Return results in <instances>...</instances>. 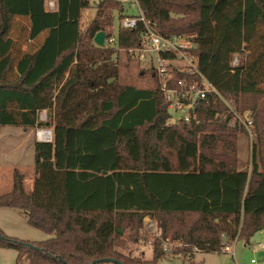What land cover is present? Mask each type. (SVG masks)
Returning a JSON list of instances; mask_svg holds the SVG:
<instances>
[{"label": "trees", "instance_id": "1", "mask_svg": "<svg viewBox=\"0 0 264 264\" xmlns=\"http://www.w3.org/2000/svg\"><path fill=\"white\" fill-rule=\"evenodd\" d=\"M137 2L163 37L196 36L192 54L218 93L196 108L198 124L169 123L158 84H123L118 51L94 44L97 33H113L115 12L124 18L121 2L100 1L83 32L90 0H0V126L53 131L51 143H35L32 191L15 170L0 196V209L23 210L31 227L54 235L23 241L0 228L14 264H158L162 241L192 258L249 245L264 230V0ZM142 31L120 29L118 47H137ZM229 107L254 114L250 173L238 169V136L247 133ZM148 216L162 232L154 258L118 252L119 230L138 243Z\"/></svg>", "mask_w": 264, "mask_h": 264}, {"label": "rangeland", "instance_id": "2", "mask_svg": "<svg viewBox=\"0 0 264 264\" xmlns=\"http://www.w3.org/2000/svg\"><path fill=\"white\" fill-rule=\"evenodd\" d=\"M102 0H90L91 8L84 11L81 20L82 31L85 32L96 16V5ZM123 4L125 15H135L137 13V0H116ZM48 10L54 8L48 3ZM114 23L112 31L119 33L121 20L118 12L114 13ZM25 48V47H24ZM111 49V48H110ZM243 60L242 56H236L233 61V66L237 67ZM118 64L120 67V80L125 85H132L140 89H149L154 87L157 81L154 78L153 72L148 68L132 59L125 51H118ZM155 80V81H154ZM225 103L231 105V101L226 100ZM248 111V110H246ZM250 111V110H249ZM252 112V111H251ZM253 113V112H252ZM254 115V114H253ZM40 122L47 121V113L42 112L39 116ZM171 123V122H169ZM46 131L53 132L48 128L35 129V140L38 141L37 132ZM53 136V134H52ZM256 139V135H255ZM255 141V140H254ZM254 143V142H253ZM26 142L19 150V154L15 153V158L10 159L9 163H19L23 175L25 177V188L29 191V181L35 176V167L31 166L34 163L32 147L28 148ZM252 152L253 148L249 143L247 135L239 134L238 136V169L243 171H252ZM30 161V165L24 166L25 162ZM32 163V164H33ZM5 179L9 178L10 188H0V195H5L13 188L14 173L10 169H6ZM19 171V170H17ZM28 188V189H27ZM0 228L10 237L17 238L23 241L40 242L53 238L54 235L46 234L38 229L31 227L26 218V212L23 210L7 209L0 210ZM123 237L116 242L115 248L118 252L124 255H130L134 258L152 260L154 258L153 243L155 240H162V232L159 229V220L157 217L148 216L144 219L143 229L140 233V241H134L133 234L129 229L123 231ZM260 244H264V230L255 234L249 245L243 241L230 244L227 251L220 254H205L193 250L194 256L189 257L186 253L175 255L178 250L185 249V246L172 240L162 241V247L166 255L158 264H264V250L260 248ZM189 248V247H188ZM226 250V249H225ZM198 253V254H197ZM18 254L15 250L0 249V264H14L17 262ZM25 264H28L27 262ZM113 264V263H101Z\"/></svg>", "mask_w": 264, "mask_h": 264}, {"label": "built area", "instance_id": "3", "mask_svg": "<svg viewBox=\"0 0 264 264\" xmlns=\"http://www.w3.org/2000/svg\"><path fill=\"white\" fill-rule=\"evenodd\" d=\"M50 5L54 8L53 3ZM137 11L136 16L122 18L120 29L134 30L141 23L143 31L140 34L139 45L130 49H121L118 47V33L113 32L106 36L105 47L125 51L130 59L148 66L169 104V122L171 124H190L191 122L198 124L196 108L210 94L218 93L203 76L199 69V60L192 54V51L198 48V44L195 42L196 36L163 37L158 33L156 24L144 16L138 3ZM179 75L194 78V80L188 81L187 78L176 80ZM229 109L233 114L232 124H238L245 129L249 143L253 148L256 135L253 113L251 111L240 112L231 107ZM46 133V131L38 130L39 142L51 143L53 141L52 133L50 138H47ZM260 248L264 250V244H260Z\"/></svg>", "mask_w": 264, "mask_h": 264}, {"label": "crops", "instance_id": "4", "mask_svg": "<svg viewBox=\"0 0 264 264\" xmlns=\"http://www.w3.org/2000/svg\"><path fill=\"white\" fill-rule=\"evenodd\" d=\"M50 3L54 4V9L49 10V11H54L56 9V2L50 1L49 4ZM137 14H138V11L135 15H132V16H136ZM121 15H123L124 17L129 16V15H125V9L124 8L121 11ZM132 16H129V17H132ZM35 129H37V128H21V127H14V126H0V188L1 187L2 188H5V187L10 188L9 178L5 179V176H6L5 170L6 169H10V172L12 171L13 173L15 170H19L20 172L23 173V171L21 170V167H18V165L20 164V161H18L19 163H16L15 161H14V163H9V160L15 158V156H14L15 153L20 155L18 152H19V150H21V147L23 146L24 143L27 142L29 144L28 148H30V145H31L32 154H33V157L35 159V143H36V140L34 137L35 136L34 135ZM30 163H31L30 161H27V163L25 162V164H23V165L27 167L28 165H30ZM32 163H31V166L35 167V160H34V163L33 164ZM35 177H36V175L33 176L32 179H30V181H29L30 182L29 183L30 184L29 189L27 188L29 191H32V189H33ZM11 191L12 190H10V192ZM10 192H8V193H10ZM8 193H6V194H8Z\"/></svg>", "mask_w": 264, "mask_h": 264}, {"label": "water", "instance_id": "5", "mask_svg": "<svg viewBox=\"0 0 264 264\" xmlns=\"http://www.w3.org/2000/svg\"><path fill=\"white\" fill-rule=\"evenodd\" d=\"M94 44L97 45L99 48H105L106 46V33L105 32H99L97 33V35L94 38ZM53 134V132H51ZM119 232L122 234L123 231L119 230ZM103 261H101L102 263ZM108 263V262H107ZM109 263H113V264H119L116 261H111Z\"/></svg>", "mask_w": 264, "mask_h": 264}, {"label": "bare ground", "instance_id": "6", "mask_svg": "<svg viewBox=\"0 0 264 264\" xmlns=\"http://www.w3.org/2000/svg\"><path fill=\"white\" fill-rule=\"evenodd\" d=\"M46 135H47V138H50L51 133H46Z\"/></svg>", "mask_w": 264, "mask_h": 264}]
</instances>
